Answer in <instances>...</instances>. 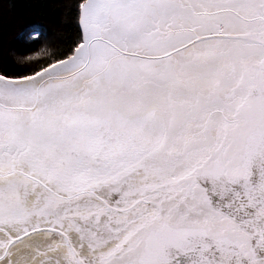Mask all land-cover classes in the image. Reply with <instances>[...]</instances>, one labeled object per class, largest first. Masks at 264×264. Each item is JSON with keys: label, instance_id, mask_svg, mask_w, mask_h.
I'll return each mask as SVG.
<instances>
[{"label": "snow or ice", "instance_id": "obj_1", "mask_svg": "<svg viewBox=\"0 0 264 264\" xmlns=\"http://www.w3.org/2000/svg\"><path fill=\"white\" fill-rule=\"evenodd\" d=\"M61 7L0 57V264H264V0Z\"/></svg>", "mask_w": 264, "mask_h": 264}, {"label": "trees", "instance_id": "obj_2", "mask_svg": "<svg viewBox=\"0 0 264 264\" xmlns=\"http://www.w3.org/2000/svg\"><path fill=\"white\" fill-rule=\"evenodd\" d=\"M66 0H0V57L15 60L25 52L20 34L32 27L48 33L49 42L55 43L63 36L58 21L63 19ZM43 44V41H42Z\"/></svg>", "mask_w": 264, "mask_h": 264}]
</instances>
